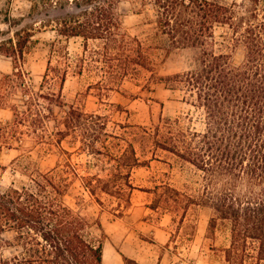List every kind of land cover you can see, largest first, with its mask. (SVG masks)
Returning a JSON list of instances; mask_svg holds the SVG:
<instances>
[{
  "label": "trees",
  "instance_id": "1",
  "mask_svg": "<svg viewBox=\"0 0 264 264\" xmlns=\"http://www.w3.org/2000/svg\"><path fill=\"white\" fill-rule=\"evenodd\" d=\"M40 1L45 9L67 6L71 11L53 21L59 38L50 43L37 90L26 82L22 69L31 31L16 29L11 37L0 39V54L11 58L13 66L12 73L0 79V105L11 90L19 88L23 96L22 108L13 106L15 122L1 136H13L18 125L27 122L41 137L51 107L63 106L61 90L69 73L87 72L96 77L87 89L100 93L119 90L125 79L149 72L147 81L180 91L183 101L200 112L201 129L192 127L189 115L159 117L149 128L119 125L126 131L114 136L106 132L101 115H86L70 106L63 129L57 133L78 134L81 149L112 163L108 178H83L84 191L98 204L101 195L117 198L115 210L120 214L122 201L128 202L126 189H133L129 172L140 165L132 144L149 143L201 174V192L196 198L164 187L169 211H184L193 205L210 208L208 229L220 222L230 228L226 263L264 264V0L230 4L209 0ZM123 2L154 11L155 31L165 36L169 49L191 52L186 70L154 74L142 42L122 27L118 9ZM36 7L34 1L30 11ZM218 29L220 41L215 35ZM71 38L81 39L82 52L75 56L62 43ZM237 51L241 59L234 64L232 56ZM109 138L118 141V155L110 152ZM65 172L55 168L38 172L27 183L0 191V251L11 250L7 257L0 253V264H103L102 227L65 200L71 186L62 177ZM4 233H11V239H2ZM122 258L124 264H140Z\"/></svg>",
  "mask_w": 264,
  "mask_h": 264
},
{
  "label": "rangeland",
  "instance_id": "2",
  "mask_svg": "<svg viewBox=\"0 0 264 264\" xmlns=\"http://www.w3.org/2000/svg\"><path fill=\"white\" fill-rule=\"evenodd\" d=\"M34 1L38 7L30 11ZM209 1L230 4L240 0ZM41 5L40 0H0V39L11 37L16 29L32 33L22 69L26 82L35 90L42 81L50 43L59 38L52 29L53 21L71 11L67 6L59 10L45 9ZM118 11L124 31L138 38L146 48L156 76L189 67L191 52L169 49L165 36L155 31V13L149 6L141 10L138 5L123 2ZM220 32L218 29L215 33L218 41ZM62 43L71 56L82 52L79 38L62 40ZM240 59L241 54L237 51L232 56V63L237 64ZM12 71L11 58L0 54V79ZM149 76V72L143 71L139 78L125 79L119 90L98 93L95 89H87L96 77L87 72L81 75L69 73L61 90L63 106L51 107L46 131L40 135L42 139L32 132L33 127L27 122L18 125V132L13 136H1H5L8 125L15 122L13 106L21 109L23 100L19 88L3 95L4 104L0 105V191L29 182V177L38 172L53 168L55 171L64 170L62 177L71 185L65 200L82 215L98 220L102 227L103 264H124L122 257L144 264H227L224 250L230 246L228 223L220 222L208 229L212 215L210 208L193 205L174 212L165 205V186L198 197L202 179L194 167L170 153L156 150L149 143L140 147L133 142L140 165L129 172L128 181L133 189H126L128 202L122 201L119 214L115 210L118 208L117 198L101 195L98 204L83 188L82 179L85 177L108 178L107 169L112 163L104 156L81 149L78 134L57 133L63 129L62 122L70 106L86 115H101L106 132L114 136H121L126 131L119 125L149 128L159 117L173 119L189 115L193 119L192 127L201 129L200 112L183 101V94L168 90L163 83L147 81ZM108 143L110 152L118 155V141L109 138ZM1 237L9 240L11 233H4ZM0 253L7 257L11 250L4 248Z\"/></svg>",
  "mask_w": 264,
  "mask_h": 264
},
{
  "label": "crops",
  "instance_id": "3",
  "mask_svg": "<svg viewBox=\"0 0 264 264\" xmlns=\"http://www.w3.org/2000/svg\"><path fill=\"white\" fill-rule=\"evenodd\" d=\"M133 260H135V259H133ZM138 262V261H137ZM140 264H144L143 262H141Z\"/></svg>",
  "mask_w": 264,
  "mask_h": 264
}]
</instances>
